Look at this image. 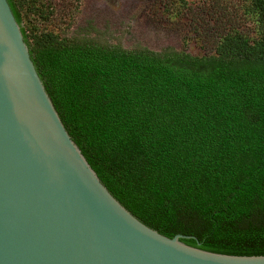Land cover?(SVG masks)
<instances>
[{"label": "trees", "instance_id": "trees-1", "mask_svg": "<svg viewBox=\"0 0 264 264\" xmlns=\"http://www.w3.org/2000/svg\"><path fill=\"white\" fill-rule=\"evenodd\" d=\"M245 1L253 29H226L203 55L61 36L37 18L21 31L65 128L133 215L204 250L264 255V0ZM8 2L19 24L50 13Z\"/></svg>", "mask_w": 264, "mask_h": 264}, {"label": "water", "instance_id": "water-1", "mask_svg": "<svg viewBox=\"0 0 264 264\" xmlns=\"http://www.w3.org/2000/svg\"><path fill=\"white\" fill-rule=\"evenodd\" d=\"M168 237L105 186L65 128L0 0V264H264Z\"/></svg>", "mask_w": 264, "mask_h": 264}, {"label": "rangeland", "instance_id": "rangeland-1", "mask_svg": "<svg viewBox=\"0 0 264 264\" xmlns=\"http://www.w3.org/2000/svg\"><path fill=\"white\" fill-rule=\"evenodd\" d=\"M46 8L47 21L27 10L21 26L28 28L37 18L39 28L48 26L61 36L87 31L127 49L171 46L210 54L226 29L254 27L245 0H43L44 13Z\"/></svg>", "mask_w": 264, "mask_h": 264}]
</instances>
